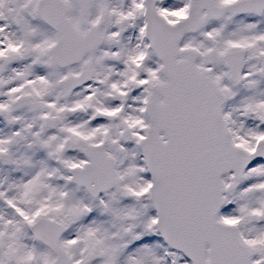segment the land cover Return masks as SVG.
<instances>
[{"label": "snow or ice", "instance_id": "1", "mask_svg": "<svg viewBox=\"0 0 264 264\" xmlns=\"http://www.w3.org/2000/svg\"><path fill=\"white\" fill-rule=\"evenodd\" d=\"M0 264H264V0H0Z\"/></svg>", "mask_w": 264, "mask_h": 264}]
</instances>
